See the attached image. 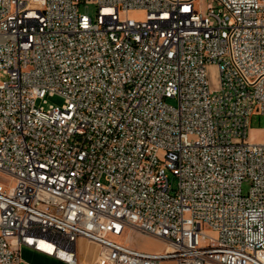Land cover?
Wrapping results in <instances>:
<instances>
[{"label": "built area", "instance_id": "built-area-1", "mask_svg": "<svg viewBox=\"0 0 264 264\" xmlns=\"http://www.w3.org/2000/svg\"><path fill=\"white\" fill-rule=\"evenodd\" d=\"M215 1L0 0V264H264V0Z\"/></svg>", "mask_w": 264, "mask_h": 264}, {"label": "rangeland", "instance_id": "rangeland-1", "mask_svg": "<svg viewBox=\"0 0 264 264\" xmlns=\"http://www.w3.org/2000/svg\"><path fill=\"white\" fill-rule=\"evenodd\" d=\"M203 5L207 3H211L215 8L218 7L215 0H201ZM79 12L89 15L93 20L95 19L96 7L93 4H88L86 6H80ZM138 11H130L129 15L136 19H140L143 15ZM208 82L211 88L216 89L218 87V73L215 66H208L207 68ZM46 103L44 106L48 104L52 105H61L62 98L58 95L47 96L45 99ZM166 102L171 105L176 104L175 98H167ZM248 137L253 142H264V115L257 114L252 115L249 118V130ZM166 174L169 178L170 184L173 188L176 186L177 179L176 177L169 171H166ZM1 179L5 180L3 177ZM247 188L246 183L243 184V190L245 191ZM211 236H214V232L208 231ZM87 240V239H86ZM113 240L118 242H124L129 246L135 247L139 250L143 251H152V252H160L165 248V244L162 240L153 237L151 235L142 233L140 231H130L128 235L122 234L119 236L113 237ZM89 241V240H88ZM100 251V250H99ZM99 254V252H98ZM98 256V255H97ZM163 264H172L171 262H165Z\"/></svg>", "mask_w": 264, "mask_h": 264}, {"label": "crops", "instance_id": "crops-1", "mask_svg": "<svg viewBox=\"0 0 264 264\" xmlns=\"http://www.w3.org/2000/svg\"><path fill=\"white\" fill-rule=\"evenodd\" d=\"M100 246L85 238H78L74 264H94ZM20 264H73L55 255L36 250L30 246L22 245L20 248Z\"/></svg>", "mask_w": 264, "mask_h": 264}, {"label": "bare ground", "instance_id": "bare-ground-1", "mask_svg": "<svg viewBox=\"0 0 264 264\" xmlns=\"http://www.w3.org/2000/svg\"><path fill=\"white\" fill-rule=\"evenodd\" d=\"M38 245H39L41 248H43V249H46V250H48V251H52V247H51L49 244H47V243H45V242H43V241H38ZM58 253H59L60 256H63V257H67V256H68V255H67L66 253H64L63 251H58Z\"/></svg>", "mask_w": 264, "mask_h": 264}]
</instances>
